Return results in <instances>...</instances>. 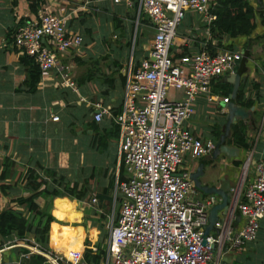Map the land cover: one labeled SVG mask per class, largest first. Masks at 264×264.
Listing matches in <instances>:
<instances>
[{
    "label": "crops",
    "instance_id": "obj_1",
    "mask_svg": "<svg viewBox=\"0 0 264 264\" xmlns=\"http://www.w3.org/2000/svg\"><path fill=\"white\" fill-rule=\"evenodd\" d=\"M44 2L50 4L57 14L67 18L68 27L82 34L84 43L80 52L64 54L59 68L42 73L36 89L31 90L32 59L13 50L11 42L17 25L35 20L37 13L30 7L31 0H0V174L7 157L15 162L13 175L4 181L9 184L7 194L0 186V209L16 208L33 218L29 204L16 201L18 197L30 194L23 182L28 169L39 171L55 185L63 176L65 180L77 181L87 191L83 199H71L66 195L54 197L49 193H43L36 199L41 207H49L55 218L48 231L49 247L53 250L58 247L64 253L68 249L81 250L86 260L88 251L92 255L101 253L102 264L107 254L109 207L111 205L112 208L113 203L112 213H115L119 204L113 199L119 154V127L113 116L120 113L125 92L122 69L131 57L135 63H139L141 58L147 56L154 38V28L147 14L138 18L134 8L126 2ZM252 2L258 7L257 10L260 6L264 11V0H261L262 6L258 0ZM261 20L258 13L257 27L251 36L225 37L224 46L220 47L222 49L232 44L235 50L245 51L247 48L250 52L244 64L247 69L243 76L248 78L244 97L254 101L253 106L246 109L251 114L244 119L249 125L247 132L252 147L244 149L229 143L228 136L226 143L238 147V155L221 156L217 167L216 164L212 166L211 153L197 158L186 156L183 168L191 173L197 171L201 164L205 165L204 182L219 175L228 179L233 187L238 182L240 184L245 161L252 157L247 177V181H250L255 175L256 162L264 159V48L263 41L259 39L264 33V25ZM137 34H140L139 41ZM193 35L196 36L194 41L189 46L183 45V38ZM210 36L201 17L196 13H187L178 29L174 56L191 54L205 42H217ZM136 49H140L138 54ZM65 74L76 83V88L61 83ZM251 84L252 88L257 84L255 89L258 90L249 97L246 93L251 91ZM172 94L181 95L174 91ZM224 98L213 92V85L207 96L199 98L195 114L189 122L193 132L205 139L219 138L217 134L224 133ZM98 101L111 107L112 112L100 122L93 119L94 103ZM259 108L263 110L262 118L255 115V110ZM53 113L58 114L60 119L52 120ZM194 190L196 198L208 195L196 188ZM95 194L98 203L92 205L91 198ZM239 195L241 191L236 200ZM220 200L219 196L218 202ZM232 209L236 211L233 226L237 230L244 220L237 204H233ZM70 214L73 216L69 217ZM217 232L216 226L211 234ZM30 238L35 240L33 234ZM15 241L12 235L0 234V249L10 246L0 252L4 262L20 264L25 245L23 241L14 244ZM93 247L97 250L94 251ZM233 261H237L236 264H264V218L257 238L248 243L244 253L233 257Z\"/></svg>",
    "mask_w": 264,
    "mask_h": 264
},
{
    "label": "built area",
    "instance_id": "obj_2",
    "mask_svg": "<svg viewBox=\"0 0 264 264\" xmlns=\"http://www.w3.org/2000/svg\"><path fill=\"white\" fill-rule=\"evenodd\" d=\"M112 1L128 3L138 18L149 14L154 38L147 56L139 63L131 57L122 69L125 92L121 111L113 116L119 127L113 198L120 202V209L108 223L107 254L102 264H221L225 245L227 254L241 255L248 243L257 238L264 218V159L256 162L254 178L247 181L252 157L247 158L240 184L232 189L233 204L239 208L243 225L234 228L236 211L231 208L217 223L216 234L205 232L209 210L219 196L196 198L194 180L183 163L186 156L197 158L215 149L213 139L193 132L189 122L199 98L211 92L214 80L233 72L244 51L225 47L213 52L205 42L191 54L174 56L178 29L186 14H198L211 34L210 28L217 19V0ZM195 38H183V45L189 46ZM83 43V35L68 27L67 18L43 2L35 20L17 25L11 47L29 56L46 73L60 67L64 54L80 52ZM62 78L63 85L76 88L68 75ZM249 89L246 95L252 97V84ZM173 91L181 95H173ZM94 107L93 119L98 122L112 115L111 107L101 101L95 102ZM59 119L53 113L52 120ZM91 203H98L96 194ZM31 241L33 244L23 243L31 252L43 254L45 264H94L84 259L81 250L68 249L64 253L56 247L45 251L35 240Z\"/></svg>",
    "mask_w": 264,
    "mask_h": 264
},
{
    "label": "trees",
    "instance_id": "obj_3",
    "mask_svg": "<svg viewBox=\"0 0 264 264\" xmlns=\"http://www.w3.org/2000/svg\"><path fill=\"white\" fill-rule=\"evenodd\" d=\"M43 2L44 0H31L30 7L32 11L38 13ZM259 4L262 6L261 1H259ZM257 9L258 7L254 5L252 0H217V4L214 8V12L217 14V19L213 22L212 27L210 28L211 37L217 42L214 44H212V42L207 43L211 51L216 52L220 47H223L225 37L232 39L239 36H251L257 27L258 13H260L262 18L261 22L264 25V11L260 6L259 10ZM139 36L140 34H137V40ZM259 39L263 41L264 48V33L259 36ZM225 47L235 49L232 44ZM13 50L17 52V48H13ZM244 50V55L241 59V65L239 68L242 76L245 74L247 69L244 65L245 61L250 55L247 48ZM32 65L33 70H31L29 84H31V90H34L36 89V83L42 72L39 65L35 63L33 59ZM247 82V76H243L241 85L237 92L236 102L241 107L250 109L253 106L254 101L252 99H245L244 97ZM212 85L214 93L224 97H230L233 90V84L226 81L223 76L214 80ZM255 87H253V90ZM256 90H258V88H256L253 92H256ZM260 109L261 108L255 110V115L258 118H262L263 116V110ZM248 127V122L244 119H239L237 122L233 123L228 137V142L233 143L240 148L250 149L252 147V143L248 139ZM217 135L220 137L222 134L220 132ZM14 165L15 162L8 157L3 163V169L0 174V180L2 181L0 186L2 191L6 194V189L9 188V184H6L4 181L13 175ZM120 173L122 177L123 168H121ZM23 182L25 183V187L30 191V194L26 197H18L16 201L19 203H28L30 211L33 214V218L25 216L16 208L10 207L5 210L0 209V234L2 236H14L16 239V241L13 242L14 244L21 241L26 244H33L30 238V235L33 234L36 243H38L43 250L49 251L51 248L48 243V231L51 222L55 218L51 209H48L49 207H41L36 202V199L43 193H49L54 197L66 195L71 199H83L87 195V191L83 189V186H79L77 181L65 180L64 176L60 177L55 185L47 178H44L39 171L33 168L27 170L23 176ZM117 203H119V208L116 210V214L119 213L120 209V202ZM72 216L73 214L69 215V217ZM23 247L24 256L21 258L20 264H45L46 257L43 254L31 252L28 247ZM100 258L101 253L98 255H92L90 251L87 252V259L92 261L94 264H101Z\"/></svg>",
    "mask_w": 264,
    "mask_h": 264
},
{
    "label": "water",
    "instance_id": "obj_4",
    "mask_svg": "<svg viewBox=\"0 0 264 264\" xmlns=\"http://www.w3.org/2000/svg\"><path fill=\"white\" fill-rule=\"evenodd\" d=\"M146 17L150 18L149 14H147ZM240 65L241 60H237L233 72L224 76V79L226 81L233 84V90L230 95V100L228 102H224V107L226 108L225 131L219 138H213V141L215 143V149L211 153L212 166H215L216 164L217 167V161L223 155L228 157H234L238 155V147L227 144L226 139L230 135L232 124L237 122L239 119H247L248 116L251 114L250 111L241 107L236 102L237 92L239 90L242 80V74L239 71ZM204 166V164H201L197 171L191 173V177L195 183V188L197 190L205 192L206 194H216L221 197L220 202H217L209 210V223L205 232L206 234H209L211 233L213 228L217 226V223L223 220L224 215H226L227 212L231 210L233 205L234 193L232 192L233 185L229 182V180L221 178L219 175L212 176L209 182H204L202 178L206 173L204 170ZM218 181H221L219 185L217 184ZM204 244H206V240H204ZM216 246L217 244L214 246L213 250H215ZM223 250L225 254L222 257L221 264H231L233 256L226 253L227 245L224 246ZM3 264L18 263L4 262Z\"/></svg>",
    "mask_w": 264,
    "mask_h": 264
},
{
    "label": "rangeland",
    "instance_id": "obj_5",
    "mask_svg": "<svg viewBox=\"0 0 264 264\" xmlns=\"http://www.w3.org/2000/svg\"><path fill=\"white\" fill-rule=\"evenodd\" d=\"M140 28V27H139ZM138 31V30H137ZM149 35H152L150 32H149ZM133 39V38H132ZM135 39V38H134ZM139 41V40H138ZM139 46H137V48H138ZM140 51V49L138 50V49H136V52H137V54H138V52ZM135 52V53H136ZM145 52H146V49H145ZM114 199V198H113ZM118 204V203H117ZM119 206V204L117 205V210H118V207ZM108 209V208H107ZM109 209H110V215H109V219H108V223L109 222H111V219L113 218V216H114V213H112L113 211V203H112V208H111V205H110V207H109ZM7 251H9V250H7ZM232 264H236L237 263V261H233V262H231Z\"/></svg>",
    "mask_w": 264,
    "mask_h": 264
}]
</instances>
